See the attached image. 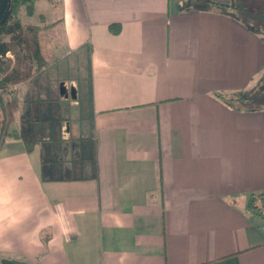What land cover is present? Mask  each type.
I'll use <instances>...</instances> for the list:
<instances>
[{
  "label": "crops",
  "instance_id": "crops-1",
  "mask_svg": "<svg viewBox=\"0 0 264 264\" xmlns=\"http://www.w3.org/2000/svg\"><path fill=\"white\" fill-rule=\"evenodd\" d=\"M57 2L33 23L48 65L18 86L21 137L0 146V254L264 264V215L248 209L264 190V107L218 95L264 81V34L201 0ZM49 99L73 116L61 147L24 133L23 113L59 110Z\"/></svg>",
  "mask_w": 264,
  "mask_h": 264
},
{
  "label": "trees",
  "instance_id": "trees-1",
  "mask_svg": "<svg viewBox=\"0 0 264 264\" xmlns=\"http://www.w3.org/2000/svg\"><path fill=\"white\" fill-rule=\"evenodd\" d=\"M36 0H12L11 13L5 24L0 27V111L2 113L0 129V146L5 136L13 135L21 137L15 130L9 131V125L15 120V112L19 107L17 87L15 85L27 81L32 76V66L42 69L48 65L45 59L40 41L41 26L37 24H22L19 11L22 5H26L29 15L34 12ZM207 6H215L222 11L231 10L236 18L254 30L264 34V5L250 7L249 4L221 3L214 0H201ZM14 18L13 22L10 21ZM115 32L119 28L113 27ZM6 37V38H5ZM13 54V58L9 55ZM3 93H7L5 98ZM230 105L232 102L245 103L247 109L264 107V81L247 91H239L233 98H226L218 94ZM3 136V137H2ZM248 209L256 214L264 215V190L250 194ZM0 264H30L18 257L4 256L0 254Z\"/></svg>",
  "mask_w": 264,
  "mask_h": 264
},
{
  "label": "rangeland",
  "instance_id": "rangeland-1",
  "mask_svg": "<svg viewBox=\"0 0 264 264\" xmlns=\"http://www.w3.org/2000/svg\"><path fill=\"white\" fill-rule=\"evenodd\" d=\"M53 4L56 5L58 4L57 0L54 2H51V0H36L34 3V11L33 15H29L28 9L26 5H22L20 7L19 11V18L21 19V23L26 25L30 23H49L51 22L57 13V10L55 11L53 8ZM29 15V16H28ZM14 18L11 17L10 21L13 22ZM41 31V30H40ZM39 31V32H40ZM6 38V37H5ZM9 55L13 58V54L9 53ZM50 75V73H49ZM39 76V69L35 65L32 66V76L25 82H21L17 85V92H18V86L22 83H26V86H36V81L37 77ZM39 80V79H38ZM39 87H42L41 84H39ZM43 88V87H42ZM4 97L7 98L8 94L3 93ZM18 95V93H17ZM19 98V97H18ZM48 104L50 105H57L56 108L59 110H55V112L51 113H30V114H25L23 113V123L25 127L24 133L28 138L33 137V138H38L40 137V141L44 144H49L50 145H57L61 147L63 145L61 140H57L60 136L61 132V126L63 123L64 117L71 118L72 113L70 108H65V106H68V103L65 102L66 105H63V103L60 102V100H48ZM39 103V102H38ZM37 104L36 100H33L31 102V106L35 107ZM69 107V106H68ZM55 109V108H54ZM2 113L0 111V129H1V119H2ZM30 117L32 121H30ZM18 122V126H19ZM30 129V130H29ZM9 131L13 130L12 124L9 125L8 128ZM9 135L5 136L4 138L8 137ZM3 137V136H2Z\"/></svg>",
  "mask_w": 264,
  "mask_h": 264
},
{
  "label": "water",
  "instance_id": "water-1",
  "mask_svg": "<svg viewBox=\"0 0 264 264\" xmlns=\"http://www.w3.org/2000/svg\"><path fill=\"white\" fill-rule=\"evenodd\" d=\"M12 0H0V27L3 26L11 13Z\"/></svg>",
  "mask_w": 264,
  "mask_h": 264
}]
</instances>
